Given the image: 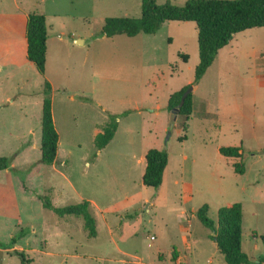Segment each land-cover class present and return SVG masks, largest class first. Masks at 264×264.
Instances as JSON below:
<instances>
[{"label":"rangeland","instance_id":"obj_1","mask_svg":"<svg viewBox=\"0 0 264 264\" xmlns=\"http://www.w3.org/2000/svg\"><path fill=\"white\" fill-rule=\"evenodd\" d=\"M168 1L188 0H157ZM141 4L0 0V62H10L4 46L11 38L26 46L16 34L26 14H44L51 31L46 75L26 49L0 70V157L12 161L0 172V264H22L15 250L32 264H226L198 211L208 205L217 223L219 209L236 202L243 204V251L264 264V73L257 72L264 28L241 32L220 50L194 85L196 114L174 119L169 99L194 81L198 28L170 21L156 34L102 36L108 17H140ZM46 80L61 138L57 165L41 162ZM125 111L114 139L98 151L96 125ZM222 146L241 147L243 159L224 156ZM152 148L170 154L159 188L143 183ZM45 195L56 206L89 200L97 237L82 219L45 208Z\"/></svg>","mask_w":264,"mask_h":264},{"label":"trees","instance_id":"obj_2","mask_svg":"<svg viewBox=\"0 0 264 264\" xmlns=\"http://www.w3.org/2000/svg\"><path fill=\"white\" fill-rule=\"evenodd\" d=\"M140 17H108L102 29V36L112 38L117 35L136 37L139 34H156L166 22H194L198 28L199 63L195 68L194 81L174 92L169 99L168 109L173 111L179 107L183 94L191 85H197L215 62L219 52L239 33L264 28V0H188L183 6L168 1L159 4L157 0H142ZM47 17L39 12L28 16L27 42L28 58L42 75L47 71ZM187 61L188 56H183ZM257 72L264 73V56L258 57ZM53 88L49 81L45 83V98L42 117V158L41 162L48 165L59 164L60 134L53 113ZM194 110V93L189 94L179 114L190 117ZM130 111L121 114L109 113L105 125L96 131L95 145L98 151L105 149L114 139L120 119ZM226 157L243 159L241 147L220 148ZM147 166L143 176L146 186L159 188L164 181V173L169 164L167 150L152 148L146 155ZM12 168L9 157H0V172ZM235 170L245 174L243 162L235 163ZM43 206L54 211L62 218L75 216L84 222V228L90 238L98 235L97 218L92 203L83 200L78 204L56 206L49 195L39 196ZM209 206L205 205L198 211L203 224L215 232L212 239L225 256L226 264H263V259L253 261L243 251V204L236 202L222 206L218 211V222L208 216ZM20 257L22 264H32L33 260L25 251H11ZM177 256V255H175Z\"/></svg>","mask_w":264,"mask_h":264},{"label":"crops","instance_id":"obj_3","mask_svg":"<svg viewBox=\"0 0 264 264\" xmlns=\"http://www.w3.org/2000/svg\"><path fill=\"white\" fill-rule=\"evenodd\" d=\"M28 16H29V14H26V18L27 19H24L23 20V26H21V30L19 31V32H16V34H21L22 35V37H23V35L25 36V43H26V46H27V48H26V46H24L23 47V38H22V40L20 41V42H18L16 45H15V40L14 39H10L6 44H5V46H4V49L6 50V52L9 54V57H10V62L9 63H2V62H0V70L1 71H3L7 66H9V67H12V65H16V57H15V53H16V51H18L19 53H21L22 51H23V49H28V42H27V24H28ZM47 21H48V19H47ZM48 26H49V24H48ZM50 29L48 28V41H47V70H48V67H49V55H50V41H51V35H50ZM10 36V35H9ZM13 37H16L15 36V34L14 35H12ZM11 37V36H10ZM74 40H81L82 42L81 43H73V44H77V45H84L85 43H86V41L84 40V39H81V38H75ZM13 70L15 69V67H13L12 68ZM7 70V69H6ZM46 73H47V71H46ZM188 85V84H187ZM182 89V88H181ZM194 90H195V87H194ZM196 95V94H195ZM197 95H196V97H195V99H194V110H193V114H196V112H195V109H196V103H197ZM197 116V115H196ZM192 117V116H191ZM109 119V118H108ZM107 123V122H106ZM105 123V124H106ZM105 124H103V125H105ZM120 124H121V119H120V123H119V128H120ZM101 128V126L98 124V126L96 125V127H95V130H94V135L96 134V131L98 130V129H100ZM118 128V129H119ZM104 150V149H103ZM102 151V150H101ZM170 155V154H169ZM169 158H170V156H169ZM142 161H139V163H141ZM167 170H168V166H167V168H166V170H165V173H164V178H165V176H166V172H167ZM232 205V204H231Z\"/></svg>","mask_w":264,"mask_h":264},{"label":"water","instance_id":"obj_4","mask_svg":"<svg viewBox=\"0 0 264 264\" xmlns=\"http://www.w3.org/2000/svg\"><path fill=\"white\" fill-rule=\"evenodd\" d=\"M76 42H77V43H81L82 41H81V40H77ZM193 91H194V85H191V86L185 91V93L183 94L182 101H181L179 107H177L176 109H174V110L172 111V116H173L174 119H175V117L179 114V110H180L181 106H183V105L185 104V101H186L187 97L189 96V94L193 93ZM174 119H173V120H174ZM263 153H264V152H263ZM214 234H215V232H214Z\"/></svg>","mask_w":264,"mask_h":264}]
</instances>
